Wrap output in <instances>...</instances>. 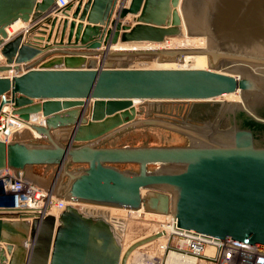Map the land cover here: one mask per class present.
Listing matches in <instances>:
<instances>
[{
  "label": "water",
  "instance_id": "95a60500",
  "mask_svg": "<svg viewBox=\"0 0 264 264\" xmlns=\"http://www.w3.org/2000/svg\"><path fill=\"white\" fill-rule=\"evenodd\" d=\"M118 2L53 13L55 0H0V112L11 106L35 134L0 140V171L73 204L171 215L175 229L264 248V0ZM184 31L205 46L119 47ZM195 56L208 68L147 66ZM192 102H212L214 119L162 116ZM162 235L123 253L105 218L69 204L31 224L0 219V264H127Z\"/></svg>",
  "mask_w": 264,
  "mask_h": 264
},
{
  "label": "built area",
  "instance_id": "2783aa9c",
  "mask_svg": "<svg viewBox=\"0 0 264 264\" xmlns=\"http://www.w3.org/2000/svg\"><path fill=\"white\" fill-rule=\"evenodd\" d=\"M72 1L75 0H55L53 13ZM129 2L130 0H119L118 6H128ZM5 61L0 50V65ZM26 129H29L27 123L13 114L11 106H5L2 109L0 112V140L2 142L9 144ZM69 204L89 216H101L100 210L103 208L118 209L86 203L73 204L58 198L56 194L41 186L11 173L10 168L0 171L1 220L24 221L31 224L34 219H42L47 215L58 216ZM120 212L122 214L110 212V214L107 213L109 217H102L110 223L124 253L132 244L143 238L127 243L126 230L133 210L122 209ZM164 224L171 225L173 231L165 235V232L161 231L163 228L161 226L155 234L164 233L162 237L136 249L130 255L127 264L133 260V257H135L133 264H171L169 261L171 254L178 255L182 261H185V264H264V248L231 239L220 241L175 229L174 218L171 215H168ZM149 245L148 251L139 252L141 248ZM137 252L139 254L135 256Z\"/></svg>",
  "mask_w": 264,
  "mask_h": 264
},
{
  "label": "rangeland",
  "instance_id": "374dc122",
  "mask_svg": "<svg viewBox=\"0 0 264 264\" xmlns=\"http://www.w3.org/2000/svg\"><path fill=\"white\" fill-rule=\"evenodd\" d=\"M131 22V20H129ZM17 32V31H15ZM15 32L12 34L14 35ZM181 37V36H180ZM175 39H181L179 37H174ZM186 38V37H184ZM189 38V37H188ZM194 38V37H193ZM199 41V40H197ZM156 63V61L148 63V67L153 68V65ZM228 96L225 95L223 97L217 98L214 100V102H222V101H229L227 98ZM213 102V101H212ZM212 102H197V103H190L191 105L185 104V103H170L166 105L165 110L163 111L162 115H169L172 112L175 114L182 115L183 113H186L188 109L190 110L188 114H190V119L194 122L201 123L203 121L207 120H213L216 113V106H213ZM141 103L140 101H135V106H139ZM187 107H186V106ZM189 107V108H188ZM169 113V114H168ZM112 212L114 214H122L120 211H113L111 209H105V211ZM102 214V213H101ZM106 216L107 214L104 213ZM103 215V214H102ZM168 215H161L156 213L147 212L144 210L142 213H133L131 219L128 222L127 230H126V239L127 243L134 242L138 239L148 237L150 235L155 234L157 229H160V227H163V223L167 220ZM152 247V246H151ZM150 249L149 246H145L139 250V252L142 251H148ZM137 252L135 256L139 254ZM135 257H133V260L129 261V264L135 263Z\"/></svg>",
  "mask_w": 264,
  "mask_h": 264
},
{
  "label": "bare ground",
  "instance_id": "6f19581e",
  "mask_svg": "<svg viewBox=\"0 0 264 264\" xmlns=\"http://www.w3.org/2000/svg\"><path fill=\"white\" fill-rule=\"evenodd\" d=\"M22 21H17L14 23L9 30V34L12 35L15 31L21 30L25 25ZM19 32V31H18ZM186 37V38H184ZM186 35V32L184 31L183 36L178 38H169L167 41L164 43H159V44H150V43H141V44H132V45H119L120 47L123 48H138V49H144V48H161V49H177V48H203L205 46V40L203 38H191ZM199 40V41H197ZM154 63V62H153ZM150 68V67H149ZM153 68H160V69H207V60L206 57L204 56H195V57H187L185 61L181 64L179 63H165V64H160V63H155L153 65ZM229 98V101H237L239 100V96L237 93L235 94H228L227 95ZM135 102V101H134ZM55 194V193H54ZM122 209H113V211H120ZM144 212V209H140L137 211H133V213H142ZM99 213V212H98ZM103 215H102V214ZM104 213H109L106 212L105 209L100 210V215L101 216H106ZM112 216V215H111ZM106 217H109L107 214ZM168 217V216H166ZM161 231L165 232V235L169 232L171 233L173 231L171 225H163V228ZM164 234V233H162ZM169 261L171 264H185V261H182L178 255L171 254L169 256Z\"/></svg>",
  "mask_w": 264,
  "mask_h": 264
},
{
  "label": "crops",
  "instance_id": "0c3cea01",
  "mask_svg": "<svg viewBox=\"0 0 264 264\" xmlns=\"http://www.w3.org/2000/svg\"><path fill=\"white\" fill-rule=\"evenodd\" d=\"M70 14H72V12L70 13ZM70 19V21H72V18H69ZM128 20H132V17H129V19ZM76 21V23L78 24V23H80V21L77 19V20H75ZM24 23V22H23ZM87 23L86 22H84V25H86ZM25 25V24H24ZM11 28H9L8 29V31L10 30ZM18 31H20V30H18ZM17 31V32H18ZM16 33V32H15ZM67 35H68V31H67ZM36 36H38V35H36ZM66 40H67V38H66ZM66 40H65V42H66ZM120 47V46H119ZM77 50H84V49H77ZM16 138H20V139H34L35 138V134L32 132V131H30L29 129H26V130H24V131H22V132H20L17 136H16Z\"/></svg>",
  "mask_w": 264,
  "mask_h": 264
},
{
  "label": "flooded vegetation",
  "instance_id": "af4514ba",
  "mask_svg": "<svg viewBox=\"0 0 264 264\" xmlns=\"http://www.w3.org/2000/svg\"><path fill=\"white\" fill-rule=\"evenodd\" d=\"M186 106V105H185ZM187 107V106H186ZM189 108V107H188ZM189 109H188V111L186 112V113H183L182 115H180V114H175V112L173 113H171V114H169V115H162V116H164V117H169V118H172V119H179V118H181V117H185L186 119L187 118H189L190 119V114H188L189 113ZM191 120V119H190ZM192 121V120H191ZM194 122V121H193ZM197 122V121H196Z\"/></svg>",
  "mask_w": 264,
  "mask_h": 264
}]
</instances>
